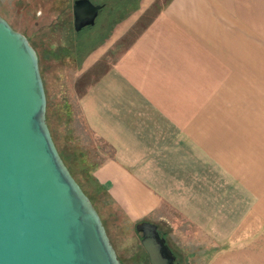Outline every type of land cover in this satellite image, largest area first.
I'll use <instances>...</instances> for the list:
<instances>
[{
  "label": "crops",
  "instance_id": "obj_1",
  "mask_svg": "<svg viewBox=\"0 0 264 264\" xmlns=\"http://www.w3.org/2000/svg\"><path fill=\"white\" fill-rule=\"evenodd\" d=\"M35 1V22L71 8ZM132 5L82 60L101 68L81 116L110 148L93 176L133 228L186 220L182 264H264V0Z\"/></svg>",
  "mask_w": 264,
  "mask_h": 264
},
{
  "label": "water",
  "instance_id": "obj_2",
  "mask_svg": "<svg viewBox=\"0 0 264 264\" xmlns=\"http://www.w3.org/2000/svg\"><path fill=\"white\" fill-rule=\"evenodd\" d=\"M100 7L74 0V29L94 25ZM46 105L37 50L0 13V264H122L59 153ZM134 230L150 264H178L154 222Z\"/></svg>",
  "mask_w": 264,
  "mask_h": 264
},
{
  "label": "rangeland",
  "instance_id": "obj_3",
  "mask_svg": "<svg viewBox=\"0 0 264 264\" xmlns=\"http://www.w3.org/2000/svg\"><path fill=\"white\" fill-rule=\"evenodd\" d=\"M35 2V0L0 2V13L14 28L23 30L22 32L37 50L47 98L46 120L59 152L68 155L69 160L74 156H86L91 162L99 161L110 152V148L84 122L80 112L79 97L97 76L101 66L83 67L82 61L76 58L77 54L74 50L76 40L68 33L72 23L73 0H67L71 8L49 9L48 7L47 16L39 22L29 17ZM54 4L52 0L45 2L46 6L53 7ZM100 13L101 10L96 20ZM28 29H35L37 35H29ZM107 59L105 57L102 61L106 62ZM70 164L74 177L84 183L86 194L91 196V201L99 212L120 262L150 264L140 244L139 232L134 230L105 194L91 190L79 161H70ZM154 219L166 230L169 245L175 250L180 264H182V255L186 253L191 255L193 249L198 250L193 245L197 242L196 234L186 220L173 209L166 208L161 218L155 216Z\"/></svg>",
  "mask_w": 264,
  "mask_h": 264
},
{
  "label": "trees",
  "instance_id": "obj_4",
  "mask_svg": "<svg viewBox=\"0 0 264 264\" xmlns=\"http://www.w3.org/2000/svg\"><path fill=\"white\" fill-rule=\"evenodd\" d=\"M94 2L101 3V8L99 9L101 10V13L99 14L97 22H95L94 25L84 26L80 30H75L74 26L70 25L68 30L69 36H73V38H75L76 40L74 50L77 54L76 58L79 61H82L87 53L107 35L112 24L116 20L120 19L123 14L129 10V8L127 9L126 7L128 3H133L132 8L137 4V0H96ZM67 50L68 48L65 49V51ZM59 153L73 176L75 175L73 173L70 161H79V164L81 163L84 178L87 184L91 187V190H93V192L100 191L102 194H104V188L99 185V182L95 179L92 173L93 168L95 167V165H97L98 161L91 162L86 156H74L72 157V160H69L68 155L61 152ZM69 156H71V154ZM75 179L81 185L83 190L87 192L85 190L84 183L78 180L76 177ZM89 198L92 200L90 195Z\"/></svg>",
  "mask_w": 264,
  "mask_h": 264
},
{
  "label": "flooded vegetation",
  "instance_id": "obj_5",
  "mask_svg": "<svg viewBox=\"0 0 264 264\" xmlns=\"http://www.w3.org/2000/svg\"><path fill=\"white\" fill-rule=\"evenodd\" d=\"M73 1H74V0H73ZM71 21H72L71 25H73V13H72V20H71ZM72 37H73V36H72ZM156 227H157L159 233L164 237L165 242H166V244L168 245V247L170 248V250L174 253V255H175V260L178 261V264H179V260H177V256H176L175 252L172 250L171 246L169 245V240H168V237H167L166 230L163 229V228H161L160 226H156ZM137 232H139V231H137ZM139 235H140V232H139Z\"/></svg>",
  "mask_w": 264,
  "mask_h": 264
}]
</instances>
